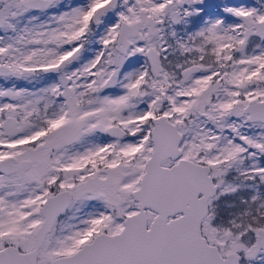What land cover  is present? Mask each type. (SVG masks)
<instances>
[{"label": "snow or ice", "instance_id": "1", "mask_svg": "<svg viewBox=\"0 0 264 264\" xmlns=\"http://www.w3.org/2000/svg\"><path fill=\"white\" fill-rule=\"evenodd\" d=\"M0 264H264V0H0Z\"/></svg>", "mask_w": 264, "mask_h": 264}]
</instances>
